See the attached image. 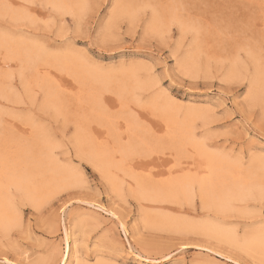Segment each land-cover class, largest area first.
I'll return each mask as SVG.
<instances>
[{"label":"rangeland","instance_id":"1","mask_svg":"<svg viewBox=\"0 0 264 264\" xmlns=\"http://www.w3.org/2000/svg\"><path fill=\"white\" fill-rule=\"evenodd\" d=\"M52 1L0 0V40L30 47L32 65L39 69L32 73L21 58L12 59L0 41V71L10 72V87L0 95V151L13 154L21 147L34 177L41 158L50 174L57 167L67 180L33 177L40 186L47 179L52 184L47 181L34 199L11 191L14 218L0 229V264H59L66 227L85 264H138L130 250L154 264H261L259 254L241 244L251 234L264 233V0ZM66 57L81 72L105 75V83L80 84L59 66L58 59ZM81 89L90 96H82ZM163 114L173 115L178 124L187 121L193 140L241 167L242 176L252 170L250 191L228 208L203 204L195 187L186 197L155 195L151 190L169 173L190 174L194 154L186 145L185 157L181 148L176 152L162 127ZM112 131L115 139L105 138ZM84 134L95 144L88 141L86 147ZM149 146L152 152L144 148ZM97 147L107 154L112 149V161L96 162L92 151ZM94 204L111 209L118 219Z\"/></svg>","mask_w":264,"mask_h":264},{"label":"bare ground","instance_id":"2","mask_svg":"<svg viewBox=\"0 0 264 264\" xmlns=\"http://www.w3.org/2000/svg\"><path fill=\"white\" fill-rule=\"evenodd\" d=\"M54 1V0H53ZM52 1V2H53ZM57 1V0H56ZM63 1V0H62ZM62 1H61V3H62ZM65 1V0H64ZM58 2V1H57ZM60 2V1H59ZM58 2V3H59ZM55 3V2H54ZM65 3V2H64ZM48 4V3H47ZM58 5H60V4H58ZM62 5V4H61ZM64 7L66 6V4L65 5H63ZM51 7V6H50ZM52 8H56V5L54 6H52ZM62 10V9H61ZM158 19V18H157ZM2 40H3V38H2ZM2 40H0V41H2ZM4 41L6 42V40L4 39L3 41H2V43H4ZM1 46V45H0ZM2 46H4V48L5 47H7L8 48V50H10L12 53L11 54H13V55H11L12 56V59H15V57H19V58H21L22 60H23V62H24V64H25V68H29V65H30V68L32 69V73H34V72H36V70H35V66H33L32 65V62L34 61V58L33 57H31L32 55H30V54H32L31 52L33 51H31L30 49H28V48H30V47H28V48H25L23 45H19L18 46V44L17 45H15V44H13V43H8V42H6V44L4 45V44H2ZM0 47V48H3V47ZM3 51H4V49H3ZM6 51V50H5ZM10 51L9 52H7L6 54H8V56L7 57H9L10 55H9V53H10ZM6 56V55H5ZM14 57V58H13ZM10 58V57H9ZM5 59V58H4ZM11 59V58H10ZM72 58H64V59H61V60H59L58 59V61H59V66L61 67V68H64V69H66V70H69V71H72L75 75V77H77V79L79 80L78 82H80V84H85V83H93L92 85H98V84H100V83H105L104 81H106V77H105V75L104 76H99V75H96V74H93V73H91L90 71L89 72H87V70L86 71H84L83 69H82V67H80L81 68V70H83L84 72H81V71H79L78 70V67H79V65H78V63L76 62V61H73V60H71ZM6 60V59H5ZM188 60V59H187ZM1 62H3V61H1ZM187 62V61H186ZM4 63V62H3ZM77 63V64H76ZM57 64V63H56ZM4 65V67H5V63L3 64ZM24 68V69H25ZM29 68V69H30ZM79 68V69H80ZM2 69V68H1ZM30 69V70H31ZM35 70V71H34ZM39 70V69H38ZM37 70V71H38ZM10 71V70H9ZM46 72V71H45ZM71 72V73H72ZM31 73V72H30ZM31 73V74H32ZM48 74H49V72H47ZM71 73H70V75H71ZM36 74V73H35ZM68 74V73H67ZM37 75H39V74H37ZM9 77H10V72H8V71H6V70H1L0 71V95L2 94V93H6L5 92V90H8L9 88L8 87H10V86H8L7 87V84L9 83ZM37 77V76H36ZM39 77V76H38ZM71 77V76H70ZM73 77V76H72ZM74 77V78H75ZM33 78V77H32ZM34 79V78H33ZM76 79V80H77ZM76 83V82H75ZM124 84V83H123ZM123 84H122V86H123ZM9 85V84H8ZM86 85V84H85ZM88 85V84H87ZM92 85H90L89 87L91 88H93V86ZM80 86H82V85H80ZM84 87H86V86H83V88L82 89H84ZM89 87H87L86 89H87V91H88V88ZM95 87L96 86H94V89H95ZM126 87V86H125ZM79 88V87H78ZM91 88V89H92ZM124 88V87H123ZM82 89H81V91H82ZM90 89V90H91ZM127 90V93H128V89H126ZM86 91V92H87ZM92 91V90H91ZM122 91V90H121ZM124 92H125V90H123ZM122 91V92H123ZM78 92H79V89H78ZM77 92V93H78ZM85 92V93H86ZM123 92V93H124ZM82 93H83V95L82 96H84L85 95V93L82 91ZM88 93V95H89V92H87ZM91 93H93V92H91ZM52 92L51 91H49V90H47V95H48V97H51L52 95ZM56 94V93H55ZM55 94H54V96L53 97H55ZM94 94V93H93ZM92 94V95H93ZM77 96V95H76ZM90 96V95H89ZM94 96V95H93ZM86 98H88V96L86 97L85 96V99ZM79 99H81V98H79ZM84 99V100H85ZM90 99L92 100V99H94L95 100V98L94 97H90ZM121 99H122V97H121ZM56 100V99H55ZM77 100V99H76ZM89 101V100H88ZM121 101V100H120ZM82 102V101H81ZM85 102V101H84ZM95 102V101H94ZM93 102V103H94ZM86 103V102H85ZM90 103H91V107H94V105L92 106V101H90ZM117 103H119V101L117 102ZM125 103V102H124ZM123 103V104H124ZM81 104V103H80ZM79 104V105H80ZM86 104H88V103H86ZM98 104V103H97ZM122 104V103H121ZM62 105V104H61ZM60 105V106H61ZM89 105V104H88ZM87 105V106H88ZM127 105V104H126ZM58 105H56L55 107H56V109L57 108H60V110H59V112L63 109V107L61 108L60 106H58ZM82 106H83V103H82ZM86 106V107H87ZM119 106H120V108H121V105L119 104ZM122 106H124V107H126L125 105H122ZM128 106V105H127ZM76 107V106H75ZM83 107H85V105L83 106ZM89 107V106H88ZM87 107V108H88ZM152 107H153V105H152ZM151 107V109L153 110V108ZM78 108H79V106H78ZM119 108V109H120ZM129 108V107H128ZM83 109V108H82ZM92 109V108H91ZM95 108H93V110H94ZM118 109V110H119ZM125 109V108H124ZM124 109H122V110H124ZM142 109V108H141ZM154 109H156L155 107H154ZM162 109V108H161ZM85 110V109H84ZM91 111L90 109H89V111L88 112H94V111ZM121 110V109H120ZM143 110H144V108H143ZM147 110H148V108H147ZM163 110V109H162ZM73 111V110H72ZM150 111V110H149ZM62 112V111H61ZM74 112V111H73ZM81 112V111H80ZM82 112H83V110H82ZM145 112V111H144ZM157 112V111H156ZM75 113V112H74ZM73 113V114H74ZM99 113V112H98ZM114 113H116V112H114ZM122 113V112H121ZM124 113H126V112H124ZM158 113V112H157ZM165 113H169V111L167 112V111H165ZM164 113V114H165ZM77 114V113H76ZM96 114H97V112H96ZM102 114V113H101ZM100 114V115H101ZM104 114V113H103ZM129 114H131V113H129ZM163 114V115H164ZM170 114H172V113H170ZM113 115V114H112ZM112 115H111V117H112ZM117 115V114H116ZM120 115V114H119ZM151 115V114H150ZM166 115H168V114H166ZM166 115H164L163 117H162V127L165 129V131H166V133L165 134H167L168 136H169V138H171L175 143H176V152H177V150H180V148H181V154H180V151H179V153L178 154H180V155H183V153H184V151L182 150V148H184L185 147V145L186 146H188V147H190L192 150H193V152H194V154H193V156H192V159H191V163L188 165V167H187V170L188 171H190L189 173L190 174H186V175H180L178 172L175 174V175H171V173H169L168 174V178L166 177V181H165V183H163V184H161L160 185V183H159V185L158 186H151V187H154L151 191H154L155 192V195H161V194H164V197H168V198H171V197H186V196H189V195H191L192 194V190H193V188L195 187L196 189H197V191L199 192L198 194L200 195V197H201V199H202V203H203V201H207V203H213L214 205H216L217 207H219V206H221V207H226V208H228L227 206H228V204L233 200V199H235L237 196H240V195H243V194H245V193H248L249 191H250V189H251V187H252V184L253 183H251V181H250V175H249V173H251V172H253L251 169H249V170H251V171H249V173H247V175L246 176H242V173H240L239 171V169H241V167L238 169L237 167H232V166H230L229 165V163L227 164L226 162H225V160L223 159V158H220V157H218V156H215V155H212V154H210V153H208V152H206L199 144H197L194 140H193V137L191 136V131L189 132V130H190V127H189V125H186L185 124V122H187V121H184V123H182L183 121H181V124H178V123H176V121H175V119L174 120H172L171 118H173V115H172V117L171 118H169L168 116H166ZM72 116H75V115H72ZM102 116V115H101ZM105 116V115H104ZM107 116V115H106ZM110 116V115H109ZM108 116V117H109ZM121 116H122V114H121ZM120 116V117H121ZM136 116V115H135ZM190 116L193 118V117H195V113H191L190 114ZM77 117V116H76ZM113 117H115V115H113ZM112 117V118H113ZM133 116H131V118H132ZM138 117V116H137ZM137 117H135V119L137 118ZM151 117V116H150ZM127 118V117H126ZM152 118V117H151ZM73 119H76V118H73ZM78 119V118H77ZM122 119V118H121ZM121 119H120V121H121ZM190 119V118H189ZM108 120V119H107ZM116 120V119H115ZM137 120V119H136ZM139 120V119H138ZM155 120H156V117H155ZM158 120V119H157ZM80 121V120H79ZM109 121V120H108ZM113 121V120H112ZM117 121L119 122V120H118V118H117ZM123 121V120H122ZM127 121V120H126ZM159 121H161V120H159ZM107 122V121H106ZM124 123H126L127 124V122H125V121H123ZM143 122V121H142ZM189 122V121H188ZM81 123V122H80ZM108 123V122H107ZM134 123V122H133ZM179 123H180V121H179ZM75 124H76V122H75ZM130 124H132V123H130ZM127 125L128 126V129L130 130V128H132L133 130H134V128L133 127H131V125ZM143 124H144V122H143ZM188 124H190V123H188ZM7 125H8V123H7ZM7 125H6V127H7ZM79 125V124H78ZM77 125V126H78ZM107 125H109V124H107ZM134 125H135V123H134ZM112 126V125H111ZM111 126H109V128L111 127ZM114 126H115V123H114ZM118 126V125H117ZM133 126V125H132ZM11 127H13V126H11ZM10 127V129H12ZM79 127V126H78ZM80 127H82L81 126V124H80ZM78 128L79 129V131H81V129L82 128ZM126 127V126H125ZM135 127V126H134ZM144 127V126H143ZM143 127H142V129H140V130H143ZM147 127H149V126H147ZM77 128V127H76ZM113 128V127H112ZM112 128H110V129H112ZM116 127H114L113 129H115ZM127 128V127H126ZM125 128V129H126ZM140 128H141V126H140ZM145 128V127H144ZM188 128V129H187ZM149 129H150V127H149ZM193 129V128H192ZM77 130V129H76ZM83 131H84V129H82ZM116 130V129H115ZM114 130V131H115ZM129 130H127L126 129V131L127 132H129ZM136 130H137V128H136ZM151 130V129H150ZM9 131V130H8ZM79 131H77V133L79 132ZM110 130L108 129V130H106V132L108 133ZM118 128H117V133H118ZM123 131V130H122ZM125 131V130H124ZM135 131V130H134ZM82 132V131H81ZM141 132V131H140ZM144 132H145V130H144ZM148 132V131H147ZM151 132H153V131H151ZM80 133V132H79ZM85 133H87L86 131H85ZM112 133H114L113 131L111 132V133H109L110 135H109V137H105V138H110V136H112L113 137V135L115 136L116 134V132L113 134V135H111ZM120 133V132H119ZM119 133H118V135H119ZM130 133V132H129ZM8 134V133H7ZM82 134V133H81ZM121 134H123V132L121 133ZM125 134V133H124ZM128 134V133H127ZM150 134V133H149ZM164 133H163V135H165ZM88 135V134H87ZM117 135V136H118ZM130 135V134H129ZM128 135V136H129ZM132 135V134H131ZM155 135V134H154ZM81 136V135H80ZM79 136V137H80ZM85 136V134L83 135V137ZM108 136V135H107ZM116 136V137H117ZM152 136V135H151ZM162 136V135H161ZM160 136V137H161ZM78 137V138H79ZM82 137V136H81ZM83 137H82V139H83ZM89 138H90V136H88ZM94 136H91V138H93ZM130 137V136H129ZM154 137V136H153ZM159 137V138H160ZM7 138V137H6ZM10 138V137H9ZM19 138V137H18ZM85 138L86 137H84V139L83 140H85ZM95 138V137H94ZM114 139H115V137H113ZM112 138V139H113ZM120 138H121V136H120ZM127 138V137H126ZM132 138V140H133V136L132 137H130L129 139H131ZM138 139L137 140H139V137H137ZM158 138V139H159ZM163 138V137H162ZM166 138V137H165ZM13 139V138H12ZM113 139V140H114ZM128 139V140H129ZM9 140V139H8ZM76 140H80V139H76ZM75 140V141H76ZM96 139H94V141H95ZM112 140V141H113ZM116 140H117V138H116ZM115 140V141H116ZM162 140H164V139H162ZM167 140H168V137H167ZM82 141V140H81ZM81 141H78V142H81ZM85 141H87V143L86 144H88L86 147H89V142L90 143H94V142H92V141H90V139L89 140H85ZM89 141V142H88ZM111 141V140H110ZM114 141V142H115ZM119 141V140H118ZM140 141V140H139ZM143 141V140H142ZM147 141V140H146ZM158 141H160V139L158 140ZM166 141V140H165ZM170 141V140H169ZM169 141H168V143H169ZM172 141V143L174 144V142ZM15 142V141H14ZM17 142V141H16ZM84 142V141H83ZM98 140H97V144H98ZM130 142V141H129ZM133 142L135 143V141L133 140ZM3 143V142H2ZM9 143V142H8ZM82 143V142H81ZM85 143V142H84ZM84 143H82V144H84ZM101 143H102V141H101ZM142 143V142H141ZM145 143H147V142H145ZM145 143H144V145H145ZM172 143H170V144H172ZM7 144V143H6ZM22 144H23V142H22ZM21 144V145H22ZM39 144V143H38ZM43 144H45V143H43ZM80 144V143H79ZM82 144H80L81 146H82ZM95 144V143H94ZM94 144H92V145H94ZM113 144H116V142L115 143H113ZM122 144V143H121ZM126 144V143H125ZM136 144V143H135ZM138 144V143H137ZM143 144V143H142ZM5 145V144H4ZM13 145H15L14 143H13ZM18 145V144H17ZM16 145V146H17ZM45 145H49V144H45ZM44 145V146H45ZM77 145H78V143H77ZM100 145V144H99ZM103 145V144H102ZM102 145H101V148H102ZM104 145H105V142H104ZM103 145V146H104ZM131 145H133L132 143H131ZM130 145V146H131ZM139 145V144H138ZM156 145V144H155ZM161 145H163V144H161ZM41 146V145H40ZM81 146H80V148H81ZM98 146V145H97ZM115 146V145H114ZM129 146V145H128ZM134 146V145H133ZM140 146H142L141 144H140ZM154 146V145H153ZM157 146V145H156ZM166 146V145H165ZM170 146V145H169ZM46 147V146H45ZM49 148H50V146H48ZM79 147V146H78ZM83 147H84V145H83ZM96 147V146H95ZM100 147V146H99ZM106 147V146H105ZM109 147V146H108ZM132 147V146H131ZM159 147V146H158ZM162 147V146H161ZM167 147V146H166ZM187 147V148H188ZM36 148H38V145H37V147ZM47 148V147H46ZM45 148V149H46ZM92 147H90V149H91ZM101 148H98L97 147V149L96 150H94V151H92V157L93 158H96V160H98V161H96V162H100V164H101V162H102V164H105V163H107V162H109V159H110V155H108L109 153H111V152H113L114 154H115V152L114 151H112V149H111V152H108V154H107V151L106 152H104L105 150L104 149H101ZM104 148V147H103ZM107 148V147H106ZM111 148V147H110ZM120 148V147H119ZM123 148V147H122ZM124 148H125V145H124ZM136 148V146L134 147V149ZM144 148H146V149H148V148H150V151L152 150L151 149V147L149 146V147H144ZM170 148V147H169ZM171 148H173L172 146H171ZM186 148V147H185ZM22 148L21 147H18V149H17V152L16 153H11L10 151H6L5 149H4V151L2 152V151H0V229L1 228H5V227H7L8 226V224H10V222L12 221V219L14 218V216H13V214H14V208H13V205H12V201H11V191H13V192H15L17 195H27V196H30L32 199H34V197H37L39 194H40V192H41V190H42V188H43V186H47L48 184H50L49 183V181H48V179L46 180V182L48 183V184H46V182L44 183V184H42V186H40L39 185V183L37 184L36 182V180H34V181H36L35 183H33V181H32V178L34 177V174H33V172H31V170L30 169H32V168H30L29 167V163H28V159L26 160V158H27V155L24 153V152H26V151H24V152H22V150H21ZM40 149V148H39ZM41 149H42V146H41ZM48 149V148H47ZM85 149V148H84ZM84 149H82V150H84ZM94 148H92V150H93ZM99 149H101V150H99ZM117 149V148H116ZM141 148H139V150H140ZM142 149H143V147H142ZM154 149H155V147H154ZM44 150V149H43ZM51 150V149H50ZM102 150H104V151H102ZM108 150V149H107ZM114 150V149H113ZM120 150H122V149H120ZM125 150L126 149H124L122 152L124 153L125 152ZM128 150V149H127ZM156 150V149H155ZM172 150V149H171ZM170 150V151H171ZM175 150V149H174ZM185 150V149H184ZM191 150V151H192ZM47 151H49V149L47 150ZM46 151V152H47ZM85 151H87V150H85ZM88 151H90V150H88ZM87 151V152H88ZM128 151H130V150H128ZM136 151V150H135ZM160 151V150H159ZM158 151V152H159ZM186 152H187V150H185ZM15 152V151H14ZM44 152V151H43ZM42 151L41 152H39V153H41V155H42V153H43ZM87 152H86V154H87ZM144 152H145V150H144ZM152 152V151H151ZM162 152V151H161ZM164 152V151H163ZM113 153H111V155L113 154ZM136 153H137V151H136ZM150 153V152H149ZM166 153V152H165ZM171 153H172V151H171ZM173 153H174V151H173ZM45 154V153H44ZM48 153H46V156L48 157V156H50V155H47ZM114 154L112 155L113 156V158H114ZM128 154H129V152H128ZM154 154V153H153ZM152 154V155H153ZM187 154V153H186ZM189 154H191V153H189ZM189 154H188V158H189ZM40 155V154H39ZM40 155V156H41ZM124 156H126L127 157V152L126 153H124L123 154ZM123 155H121L122 157H123ZM131 155V154H130ZM132 155H133V153H132ZM131 155V156H132ZM134 155H135V153H134ZM137 155V154H136ZM135 155V156H136ZM139 156H140V154H138ZM146 155V154H145ZM154 155H156V154H154ZM160 155V154H159ZM163 155V154H162ZM162 155H160V156H162ZM185 155V154H184ZM183 155V156H184ZM44 156V155H43ZM43 156H41L42 157V159H43ZM89 156H91L90 154H89ZM121 156H120V158H121ZM158 156V155H157ZM171 156V155H170ZM183 156H181L182 157V159H185V158H183ZM39 157V156H38ZM45 157V156H44ZM146 157V156H145ZM152 157V156H151ZM169 157V156H168ZM179 157V156H178ZM181 157H180V159H181ZM185 157V156H184ZM36 158H37V156H36ZM40 158V157H39ZM129 158H130V156H129ZM132 158V157H131ZM135 158H137V157H135ZM164 158V157H163ZM170 158V157H169ZM187 158V159H188ZM35 159V158H34ZM38 159V158H37ZM112 159V158H111ZM110 159V160H111ZM123 159H126V158H123ZM172 159V158H171ZM179 159V158H178ZM181 159V160H182ZM186 159V160H187ZM30 160V159H29ZM31 160H33V159H31ZM45 160V159H44ZM43 160V161H44ZM52 160V159H51ZM127 160V159H126ZM129 160V159H128ZM145 160V159H144ZM35 161V160H34ZM46 161V162H45ZM44 162H45V164L49 161V158H48V161L47 160H45ZM112 161V160H111ZM122 161V160H121ZM130 161V160H129ZM180 160H178V162H179ZM182 161H184V160H182ZM189 161H190V158H189ZM50 162V161H49ZM177 162V163H178ZM187 162V161H186ZM52 163L53 162H51V165H52ZM95 163V162H94ZM120 163H123V162H120ZM125 163H126V161H125ZM179 163H181V161L179 162ZM178 163V164H179ZM32 164H34L33 162H32ZM32 164H30V165H32ZM111 164V163H110ZM176 164V163H175ZM177 164V165H178ZM35 169H37V171H38V174H36V176H38L39 178L41 177V178H43L44 177V174H45V176H46V174L48 175V176H50L51 178H50V180L51 181H53V182H55V181H58L59 182V180L61 179H65L66 178V176H60L61 174H60V172H57V170H59L57 167V170H56V168L55 167H53V168H55V169H52L53 170V172L50 174L49 172H50V169H49V167H50V165L49 166H47V167H45L46 165H44L43 164V162H42V160H41V158L40 159H38V160H36V162H35ZM47 165H48V163H47ZM96 165H98V164H96ZM120 165V164H119ZM122 165V164H121ZM33 166V165H32ZM55 166V165H54ZM116 166V165H115ZM185 166V165H184ZM178 167H180V166H178ZM186 167V166H185ZM30 168V169H29ZM131 168V167H130ZM181 168V167H180ZM34 169V168H33ZM125 169V168H124ZM150 169V168H149ZM177 169H179V168H177ZM54 170H56V171H54ZM128 170V169H127ZM153 170V169H152ZM36 171V172H37ZM61 171V170H60ZM111 171V170H110ZM153 171H155V170H153ZM243 171V170H242ZM246 171V170H245ZM35 172V173H36ZM64 173H66L65 171H63ZM104 172V171H103ZM152 172V171H151ZM247 172V171H246ZM132 173V172H131ZM183 173H185V172H183ZM53 174V175H52ZM127 174V173H126ZM244 174H246L245 172H244ZM252 174V176H253V173H251ZM254 174H255V172H254ZM110 175H111V172H110ZM139 175V174H138ZM137 175V176H138ZM148 175V174H147ZM36 176L34 177V178H36ZM113 176V175H112ZM251 176V177H252ZM64 177V178H63ZM106 177V176H105ZM111 177V176H110ZM149 177H151V175H149ZM153 177V176H152ZM45 178V177H44ZM114 178V177H113ZM148 178V177H147ZM253 178H255V177H253ZM253 178H252V180H253ZM256 178H257V176H256ZM36 179H38V178H36ZM142 179V178H141ZM143 179H145V177H143ZM162 179V178H161ZM259 179V178H258ZM66 180V179H65ZM149 180H153V178H150ZM259 180H261V179H259ZM67 181V180H66ZM138 181V180H137ZM146 181H148V180H146ZM255 181H256V179H255ZM52 182V183H53ZM135 182V181H134ZM139 182H141V181H139ZM149 182V181H148ZM153 182V181H152ZM154 182H155V180H154ZM159 182V181H158ZM158 182H156L157 184H158ZM162 182V181H161ZM252 182H254V181H252ZM65 183V182H64ZM68 183H70V182H68ZM150 183V182H149ZM156 183H155V185H156ZM256 183V182H255ZM261 183V182H260ZM54 184V186H56L55 185V183H53ZM66 184V183H65ZM140 184V183H139ZM152 184V183H151ZM262 184V183H261ZM264 184V183H263ZM52 184H50V186H51ZM58 185V184H57ZM256 185V184H255ZM139 186H141V185H139ZM145 186V185H144ZM257 186H258V184H257ZM147 187V186H146ZM45 188V187H44ZM43 188V189H44ZM47 188V187H46ZM45 188V189H46ZM258 188H259V186H258ZM259 189H261V188H259ZM141 190V189H140ZM255 190H257V189H255ZM262 191L261 192H263L264 193V190L263 189H261ZM143 191V190H142ZM258 191V190H257ZM144 192H146V191H144ZM147 192H150V191H147ZM157 192H160V193H157ZM260 193V192H259ZM141 194H144V193H141ZM140 194V195H141ZM151 194H153V192L151 193ZM148 196V195H147ZM154 197V196H153ZM199 197V198H200ZM149 198V197H148ZM167 198V199H168ZM97 202V201H96ZM95 203V202H94ZM209 203V204H210ZM88 204V203H87ZM98 204V203H97ZM204 204V203H203ZM206 204V203H205ZM92 206H96L97 208H99L100 210H105V211H107L110 215H111V217L114 219H118L117 218V216L112 212V211H110V210H108V209H106V208H104L103 206H99V205H92ZM224 209V208H223ZM62 213H64V211L62 210L61 211ZM123 223V222H122ZM121 222L119 223V226H120V228L124 231V233L128 236L130 233L127 231V229L125 228V226L122 224ZM206 229H208L207 227H206ZM264 234V233H263ZM263 234H260V233H256V234H251L247 239H245V241H243L242 242V244H241V246L243 247V249L245 250V251H249V252H256L257 254H259V256H260V260L262 261V263L264 264V235ZM222 235V234H221ZM63 241H64V244H65V246H66V252H65V254H63V257H62V260L60 261V263L59 264H85V263H81V261H80V256H79V251L77 250V248L75 247V242L73 241V239H72V234H71V232H70V230L68 229V227H66L65 228V230H64V238H63ZM78 247V246H77ZM239 247H240V245H239ZM241 248V247H240ZM130 252H131V255L133 256V259L136 261V263H138V264H154V263H152V262H150V261H148L147 259H144L143 257H140V256H137V255H134L133 254V251H131L130 250ZM260 261V262H261ZM9 264H10V262H8ZM261 263V264H262ZM165 264H174L172 261H171V263L170 262H167V263H165Z\"/></svg>","mask_w":264,"mask_h":264}]
</instances>
